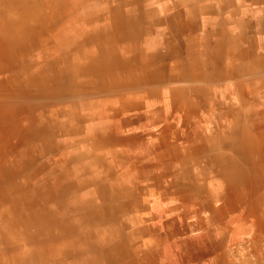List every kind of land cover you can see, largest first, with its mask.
<instances>
[{"label":"crops","instance_id":"0c3cea01","mask_svg":"<svg viewBox=\"0 0 264 264\" xmlns=\"http://www.w3.org/2000/svg\"><path fill=\"white\" fill-rule=\"evenodd\" d=\"M125 1L133 14L145 4L144 25L155 29L134 40L129 35L141 34L140 25L135 33L119 32L114 37L128 39L118 53L101 39L93 57L68 61L79 76L103 81L85 83L99 94L87 101L95 109L84 107L91 111L85 123L68 130L66 120L58 129L62 109L48 110L46 121L33 116L19 131L0 120V165L8 167L3 159L11 153L19 159L8 163L22 162L32 152L28 145L50 136L57 142L67 133L97 136L88 140L98 145L91 148L97 150L95 195L81 199L87 203L81 218L95 219L92 231L112 239L63 264H264V0ZM97 16L90 19L98 22ZM93 33L100 38L99 28ZM59 148L35 153L23 173L50 170ZM3 186L0 180V261L42 264V249L20 242L31 238L46 250L51 236L35 234L57 233V225L33 222L27 237L7 236L16 214L12 209L9 217L3 205ZM110 220L113 226L105 227Z\"/></svg>","mask_w":264,"mask_h":264},{"label":"rangeland","instance_id":"374dc122","mask_svg":"<svg viewBox=\"0 0 264 264\" xmlns=\"http://www.w3.org/2000/svg\"><path fill=\"white\" fill-rule=\"evenodd\" d=\"M126 2L125 0H0V120L8 119L10 123L14 122L11 130L19 131L29 126L28 122L33 116L46 121L48 110L62 109L65 117L62 116L64 121L59 120L63 121V124L58 125V129L63 130L67 127L66 120L69 124L68 130L81 128L78 124H84L91 112L84 107L89 110L96 108L88 106L91 103L87 101L99 95L96 93V86L85 83L101 84L103 81L101 77L97 78V75L79 76L73 64L68 61L75 60L74 56H78L79 62L93 57L92 52L101 46V39L106 50L113 48L118 53L122 51L121 44L128 39L114 37L119 35V32L135 33L136 27L140 25L142 33L129 35L132 40L137 36H144V29L148 32L155 29L144 25L145 18L142 12L145 4L140 3L142 11L133 14ZM116 8L120 9L119 13L110 14L111 10ZM92 16H97L100 21L93 22L90 19ZM127 16H130L128 21ZM98 28L101 32L99 39L91 36ZM111 30L116 31V34L110 33L111 35L107 37L108 31ZM116 91L120 90H114ZM63 110H68L69 114H65ZM86 132L75 135L67 133L66 130L67 134L59 136L63 137L58 138L59 142L50 136L44 143L36 142L33 146L28 145L27 148L32 152L28 155L27 152L24 153L26 158L22 162L16 160L15 164L8 163L14 157L16 159L17 155L14 153L3 159L8 165L6 168L0 165V180L4 181L1 191L8 196L3 205L9 210V217L12 216L13 210L16 214L14 220L9 219L7 222L11 227L16 226L12 227L15 229L7 233V236L21 239L33 233L29 228H33L34 223L40 228L44 226L45 229L52 227L53 224L57 225L55 238L63 236L68 241L72 239L74 248L82 249L85 254L88 251L95 253L101 242L112 239L111 235H98L92 231L97 227L95 219L81 218V208L83 209L87 204L86 202L82 204L81 199L86 200V194L95 195V181L92 178H96L97 150L91 148L98 146L96 141L88 143L89 139H97V136L87 135L88 138L82 135ZM84 142L86 143L83 144ZM4 144L5 141L0 142V145ZM55 146L60 148L55 152L56 162L48 167L50 170H47L45 165L28 174L23 173L35 153L44 154L48 149L54 150ZM90 159L93 160L92 163H88L90 169L80 170L81 164H87ZM43 160L44 157H41L38 161L43 162ZM66 164L68 170L64 172L62 170L65 169ZM13 174H17V177ZM39 183L40 186H37ZM13 193L14 196L11 195ZM90 196L87 198H94ZM1 208L3 207L0 206V211ZM45 209L48 212H44ZM29 211L37 213L41 218L33 220ZM45 214L50 215L51 218L44 216ZM4 221L3 213L0 214V223ZM17 223L22 224L17 226ZM107 225L113 226L112 221H105L104 226ZM61 230L69 232L70 235L59 234ZM30 239L25 238V243L20 242L19 247L22 248L28 243L41 248L43 253V240L39 245L38 241L31 242ZM79 255L80 253L72 254V258ZM19 260L15 259L7 263L20 264ZM0 264L3 263L0 261Z\"/></svg>","mask_w":264,"mask_h":264},{"label":"bare ground","instance_id":"6f19581e","mask_svg":"<svg viewBox=\"0 0 264 264\" xmlns=\"http://www.w3.org/2000/svg\"><path fill=\"white\" fill-rule=\"evenodd\" d=\"M57 4H60V3H57ZM52 233H54V232H51V233L49 232V234H47V232H45V233L38 232L35 234L36 237H40V238H43L45 235L51 236L49 238L50 240H48L49 244L47 246V249L44 250L45 252L43 251L42 256L40 257V261L42 264H63L64 260L67 257H69L70 255L83 252L82 249L74 248L75 245L73 244L74 242L72 241V239H70L68 241L63 236L55 238L56 236H54ZM61 245L63 247H65L66 249H64V248L62 249ZM79 247H81V246H79ZM56 248H58V249L55 250ZM61 250H63V251H61ZM57 254L59 256H57ZM61 254H63V255H61ZM80 263H78V264H80ZM84 264H85V262H84Z\"/></svg>","mask_w":264,"mask_h":264},{"label":"built area","instance_id":"2783aa9c","mask_svg":"<svg viewBox=\"0 0 264 264\" xmlns=\"http://www.w3.org/2000/svg\"><path fill=\"white\" fill-rule=\"evenodd\" d=\"M263 238H264V231H263V234H262Z\"/></svg>","mask_w":264,"mask_h":264}]
</instances>
